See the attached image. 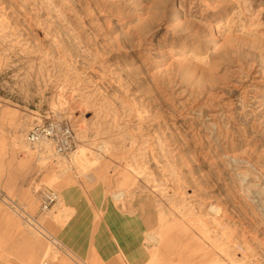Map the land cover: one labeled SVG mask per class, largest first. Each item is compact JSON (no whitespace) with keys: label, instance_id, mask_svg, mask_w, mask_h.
I'll return each instance as SVG.
<instances>
[{"label":"rangeland","instance_id":"1","mask_svg":"<svg viewBox=\"0 0 264 264\" xmlns=\"http://www.w3.org/2000/svg\"><path fill=\"white\" fill-rule=\"evenodd\" d=\"M171 3L0 0V190L25 210L0 200V241L27 244L21 264H264V0ZM50 119L85 122L76 152L39 142L20 160ZM47 188L59 200L41 211ZM223 210L250 256L202 226ZM123 231L147 258H130Z\"/></svg>","mask_w":264,"mask_h":264},{"label":"built area","instance_id":"2","mask_svg":"<svg viewBox=\"0 0 264 264\" xmlns=\"http://www.w3.org/2000/svg\"><path fill=\"white\" fill-rule=\"evenodd\" d=\"M86 130V124L81 120L72 123L67 120L50 119L38 123L29 131L27 136L28 145L18 150L17 157L23 161L28 160L31 148L39 142L49 144L57 156L68 157L75 151L79 136L84 134ZM0 200L11 208L25 212L21 206L17 205L15 200L11 199L2 190H0ZM41 200V211H47L59 200V194L54 189L47 188L42 192ZM51 242L59 251L65 252L67 250L60 241L52 239ZM40 264H53V262L45 258Z\"/></svg>","mask_w":264,"mask_h":264},{"label":"bare ground","instance_id":"3","mask_svg":"<svg viewBox=\"0 0 264 264\" xmlns=\"http://www.w3.org/2000/svg\"><path fill=\"white\" fill-rule=\"evenodd\" d=\"M37 1V0H36ZM35 3V2H34ZM58 5V4H57ZM176 6H177V3H176V0H172V3H171V8L172 9H175L176 8ZM162 23V22H161ZM180 33V32H179ZM206 33L208 34L207 36L208 37H210L211 39H216L217 37H219V36H217V34H215L214 32H212V30H211V28L210 27H207L206 28ZM195 35H197V33H194ZM140 40H141V38H140ZM144 40V39H143ZM159 40V39H158ZM224 40V39H223ZM147 41V40H146ZM225 41V40H224ZM234 44V43H233ZM150 45V44H149ZM146 46V45H145ZM134 47V46H133ZM206 59V58H205ZM197 61V60H196ZM237 62V61H236ZM99 66H101V65H99ZM103 67V66H102ZM157 68V67H156ZM174 68V67H173ZM247 68V67H246ZM165 69V68H164ZM253 70V69H252ZM246 80V79H245ZM191 90V89H190ZM216 93H217V91H216ZM89 94V93H88ZM221 94V93H220ZM212 95V94H211ZM230 95V94H229ZM224 96V95H223ZM217 98V97H216ZM202 99V98H201ZM228 99V98H227ZM62 100V99H61ZM210 102V101H209ZM196 103H197V101H196ZM199 103V102H198ZM208 103V102H207ZM63 104V103H62ZM204 104V103H203ZM212 107L215 105V102H213V103H211L210 104ZM189 109V108H188ZM184 110H186V109H184ZM204 110V109H203ZM218 110H219V108H218ZM217 110V111H218ZM180 112H181V110H180ZM216 112V111H215ZM183 114H185V113H183ZM175 115V114H174ZM187 115V114H186ZM180 116H181V114H180ZM232 116V115H231ZM195 118V117H194ZM198 119V118H197ZM192 120V119H191ZM195 121H197V120H195ZM202 121V120H201ZM197 122H199V121H197ZM204 123V122H203ZM203 125H205V123L203 124ZM207 127V126H206ZM210 129V128H209ZM205 130H206V128H205ZM210 130H212V129H210ZM238 133V132H237ZM41 146V145H40ZM246 147V146H245ZM82 147L80 146V150L79 149H77V151H78V153L81 151V152H83V149H81ZM84 148V147H83ZM240 148V147H239ZM248 148H249V146H248ZM251 148V147H250ZM243 149V148H242ZM239 151V150H238ZM248 151H251V150H248ZM76 152V151H75ZM80 152V153H81ZM254 152V151H253ZM258 152V151H257ZM236 151H235V149H230L229 151H225V152H223L222 153V156H224L226 159H228V158H230V159H232V158H235V157H237V155H236ZM263 153V152H262ZM78 155V154H77ZM166 155V154H165ZM248 155V154H247ZM221 156V155H220ZM246 156V155H245ZM49 156L48 155H42L40 158H42V159H47ZM173 157V156H172ZM248 158H249V156H247ZM80 158V157H79ZM168 158V157H167ZM255 158V157H254ZM77 159V158H76ZM210 160V159H209ZM243 160H245L244 158H243ZM231 161V160H230ZM229 163V162H228ZM172 164V163H171ZM170 164V165H171ZM167 165V164H166ZM250 166V165H249ZM175 170V169H174ZM263 174V173H262ZM254 175V174H253ZM100 176L101 177H103L104 176V172H102L101 174H100ZM233 176V175H232ZM182 178V177H181ZM183 180V179H182ZM237 183V182H236ZM184 186V185H183ZM187 188V187H186ZM186 188H184L185 190H186ZM191 189V188H190ZM236 189H238L237 187H236ZM192 190V189H191ZM184 191V190H183ZM182 191V192H183ZM242 191V190H241ZM235 192V191H234ZM237 192H238V190H237ZM240 192V191H239ZM177 193V192H176ZM188 193V192H187ZM191 193V192H190ZM193 193V192H192ZM191 193V194H192ZM243 193V192H242ZM123 194H124V192L121 190V192H117V193H115V198L116 199H118V198H121V197H123ZM235 194V193H234ZM245 194V193H244ZM243 194V195H244ZM248 194V193H247ZM199 195V194H198ZM197 195V196H198ZM237 195V194H236ZM240 196H241V193L239 194ZM239 196V197H240ZM196 197V196H195ZM244 197V196H243ZM169 198V197H168ZM189 198V197H188ZM192 198V197H191ZM249 197H247V199H248ZM236 199V198H235ZM188 200V199H187ZM203 200V199H202ZM209 200V199H208ZM246 200V199H245ZM179 201V200H178ZM197 201V200H196ZM195 201V202H196ZM204 201V200H203ZM206 201V200H205ZM204 201V202H205ZM240 201V200H239ZM250 201V200H249ZM253 201H254V199H253ZM171 202V201H170ZM193 202V201H192ZM206 203V202H205ZM209 203V202H208ZM211 203V202H210ZM209 203V204H210ZM214 203V202H213ZM244 203V202H243ZM252 203V202H251ZM258 203V202H257ZM245 204V203H244ZM207 205V204H206ZM216 204H214V206H212V210H214L215 212L216 211H218L219 210V207H217V205L215 206ZM247 205L249 206V207H251L252 208V206H251V204L249 203V202H247ZM241 206V205H240ZM208 207V206H207ZM206 207V208H207ZM242 207V206H241ZM200 208V207H199ZM247 208V207H246ZM245 208V209H246ZM254 208V207H253ZM252 208V209H253ZM189 209V208H188ZM255 209V208H254ZM253 209V210H254ZM263 209V208H262ZM200 210V209H199ZM202 211L201 212H204L203 210L204 209H201ZM249 210V209H248ZM221 211V210H220ZM224 212H225V210H223ZM227 211H228V209H227ZM226 211V212H227ZM256 211H257V208H256ZM200 212V211H199ZM207 212V211H206ZM222 213L221 214V216H219V218H216L215 216H207V217H201V224H202V226L203 227H205V228H212L214 231H219L220 232V234L222 235V236H224L225 235V237H227V239H228V243H230L229 244V246L230 247H234V249L236 250V251H240L244 256H250L251 254H253V249H252V247H251V245H249L250 243H248V242H246V241H244V240H242V239H239L238 237H236V236H234L232 233L234 232V230H231V225H230V221H226L225 220V217H227V215H232V213L230 214V212H229V214L227 213L226 214V212L225 213ZM209 213H210V211H209ZM217 213H219V211L217 212ZM216 213V214H217ZM254 213H256L255 211H254ZM206 214V213H205ZM215 214V215H216ZM248 214V213H247ZM207 215H209V214H207ZM211 215V214H210ZM214 215V214H213ZM218 215V214H217ZM226 215V216H225ZM199 216V215H198ZM202 216H203V214H202ZM255 216H256V214H255ZM232 217V216H231ZM235 217V216H234ZM246 217V216H245ZM251 217V216H250ZM249 217V218H250ZM257 217H259L258 215H257ZM160 218H161V221H165V218H163V215H160ZM227 219V218H226ZM230 219V218H229ZM259 219H261V218H259ZM242 220V219H241ZM247 220V219H246ZM240 221V220H239ZM242 221H244V220H242ZM146 222L148 223V225L149 226H152V222H150V220H148V219H146ZM190 222L192 223V220H190ZM198 222V221H197ZM247 222H249V221H247ZM261 222V221H260ZM264 222V221H263ZM233 223V222H232ZM249 224V223H248ZM251 224H253V223H251ZM255 224V223H254ZM261 224V223H260ZM262 225V224H261ZM155 226V225H154ZM256 226V225H255ZM258 226V225H257ZM256 226V227H257ZM159 227V226H158ZM238 227V226H237ZM246 227V226H245ZM262 227V226H261ZM260 227V228H261ZM43 228V227H42ZM154 228H157V227H154ZM234 228V227H233ZM243 228H244V226H243ZM248 228V227H247ZM259 228V229H260ZM235 229V228H234ZM237 229H239V227L237 228ZM209 230V229H208ZM244 230H246V229H244ZM243 229H242V231H244ZM262 230V229H261ZM40 231V230H39ZM236 231V230H235ZM242 231H240V232H242ZM41 232V231H40ZM237 232H238V230H237ZM236 232V233H237ZM249 232H251V231H249ZM256 232V231H255ZM258 232V231H257ZM244 233V232H243ZM242 233V234H243ZM179 234V233H178ZM248 234V233H247ZM252 234V233H251ZM254 234H257V233H254ZM253 234V235H254ZM237 235V234H236ZM249 235H250V233H249ZM261 235V234H260ZM243 235H241V237H242ZM252 236V235H251ZM255 236V235H254ZM148 237H149V239H150V241H153V240H157L156 238H155V236H152L151 234H148ZM240 237V236H239ZM248 237V236H247ZM250 237V236H249ZM248 237V238H249ZM262 237V236H261ZM242 238H244V237H242ZM259 238V237H258ZM226 239V238H225ZM263 239V238H262ZM246 240V239H245ZM248 240V239H247ZM262 241V240H261ZM263 243V242H262ZM262 251V250H261ZM204 252H205V250H204ZM203 252V253H204ZM233 252V251H232ZM260 252V251H259ZM253 256V255H252ZM255 256V255H254ZM253 256V257H254ZM259 257V256H258ZM257 257V258H258ZM261 258H262V256H261ZM254 259V258H253ZM260 260V259H259Z\"/></svg>","mask_w":264,"mask_h":264},{"label":"crops","instance_id":"4","mask_svg":"<svg viewBox=\"0 0 264 264\" xmlns=\"http://www.w3.org/2000/svg\"><path fill=\"white\" fill-rule=\"evenodd\" d=\"M99 227L100 228H98L97 241H98V244L101 245V247H105L106 244L110 240L107 237L104 226L101 224ZM114 227H115L116 234H120L121 228H125L126 225L124 223H123V225H121L120 223L114 222ZM72 228H77V227L74 226ZM135 228H146V225L143 222H141ZM65 232L66 231L62 232V234H64ZM138 238H141V240H142V236H138V235L132 234V233L129 234V233L123 231L121 233L120 239L119 238L117 239L118 244H121V243L126 244L129 247L130 258H132V260H134V261H138L141 258L144 259V258L148 257V252L147 253L144 252V254L142 255L143 252H141V248H142L141 245L143 243L140 242V245L139 244L134 245V242L136 240H138ZM146 239L147 238L145 235L144 240H146ZM62 245L68 251H71L64 244H62ZM26 246H27V244H24V241L22 239L20 241L17 240V241L12 242V243H5V242L0 241V264H21L20 263L21 254L24 253V251L26 250ZM18 250H19V255L17 256L16 254L18 253L17 252ZM73 250H75V249H73ZM72 253L76 254L74 252H72ZM9 254H13L15 256V260H11L9 257ZM116 256H117V254H116Z\"/></svg>","mask_w":264,"mask_h":264}]
</instances>
